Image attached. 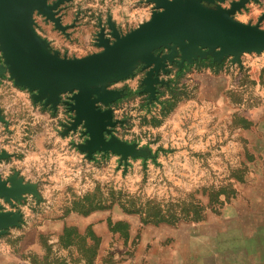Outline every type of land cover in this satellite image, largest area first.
Listing matches in <instances>:
<instances>
[{"label": "rangeland", "instance_id": "rangeland-1", "mask_svg": "<svg viewBox=\"0 0 264 264\" xmlns=\"http://www.w3.org/2000/svg\"><path fill=\"white\" fill-rule=\"evenodd\" d=\"M230 1L225 0L221 5L229 6ZM70 2H64L61 7L65 9ZM263 14L264 0H249L233 17L244 23L259 22L264 29L261 26L264 17L259 21ZM78 19L79 16L74 17L71 23L75 25L70 28L76 26ZM97 31L98 24L95 34ZM37 33L41 36L40 33L46 32L38 27ZM50 47L55 49L51 44ZM208 58H198L197 69L206 70L209 66L212 73L226 74L233 88L230 95L233 114L228 115V121L218 122L217 128L208 126L209 111L205 106L202 108L205 118L199 122L195 118L199 89L206 88L201 97L204 100L213 96L206 85L208 80L198 76L201 71L184 70L179 74L182 89L174 90L178 95L169 90L176 100L180 98L179 102L166 105L160 127H155L160 119L155 116L149 121L153 128H140V120L128 111L124 125L113 131L121 140L137 141L136 146L146 148L151 156L128 157L124 163L110 152H96L92 159H87L82 152L89 167L85 176L71 185V181L59 177L54 180L51 176L7 173L2 162L9 154L0 151L8 154L0 160V176L8 179L16 173L23 183L35 184L36 189V194L24 192L12 204L0 198L1 210L20 214L18 224L6 228L0 235V264H160L162 251L173 246L179 227L235 196V187L243 182L249 164L256 158L254 150L261 145L248 144L243 130L261 129L256 119L257 115L261 119L259 109L264 104V51L242 53L241 65L232 63L231 56L224 57L220 63ZM5 82L30 95L26 88L15 85L7 72L0 75V88ZM66 94L71 95L62 93L57 106L63 115L59 122L62 130L73 116L62 102L67 100L63 99ZM74 134L73 146L77 149L76 144L82 143L86 135ZM63 186H66L65 192L61 190ZM118 191L133 198L136 207L144 205L152 215L159 208L164 216L159 219L153 215L143 223L144 216L123 210L124 199ZM115 228L117 232H113ZM124 230L126 235L120 232Z\"/></svg>", "mask_w": 264, "mask_h": 264}, {"label": "water", "instance_id": "water-1", "mask_svg": "<svg viewBox=\"0 0 264 264\" xmlns=\"http://www.w3.org/2000/svg\"><path fill=\"white\" fill-rule=\"evenodd\" d=\"M67 1L0 0V75L7 72L15 85L30 92L34 102L53 112L61 94L71 93L62 101L73 112L70 123L63 125L64 134L76 133L82 127L79 132L86 138L76 147L87 159L95 152L116 154L124 163L128 157L151 156L146 148L113 133L121 120L113 117L109 104L123 91L109 85L132 77L137 66L141 65V71L146 69L140 84L152 100L156 98V84L166 83L159 73L169 72L167 63L182 67L184 62L190 64L207 56L220 63L231 56L232 63L241 65L242 53L264 51V29L259 22L244 23L233 17L249 0H232L229 6L221 5L225 0H144L151 5L148 19L125 33L110 17L105 24L98 19L94 44L100 50L67 57L37 33L33 19L36 12L67 34L75 23L64 25L58 15L60 5ZM163 48L168 52L162 53ZM0 122H5L1 114ZM7 156L0 152V160ZM24 192L36 194L35 184L23 183L16 173L8 179L0 176V198L12 204ZM19 220L18 212L3 211L0 206V235Z\"/></svg>", "mask_w": 264, "mask_h": 264}, {"label": "crops", "instance_id": "crops-1", "mask_svg": "<svg viewBox=\"0 0 264 264\" xmlns=\"http://www.w3.org/2000/svg\"><path fill=\"white\" fill-rule=\"evenodd\" d=\"M150 12V3L144 0H72L60 12L64 25L79 16L76 26L67 29L68 36L41 17H37L35 29L42 28L46 33H40L41 36L61 54L81 57L100 50L93 40L98 19L105 24L110 17L117 29L125 33L148 19ZM199 60L190 64L184 62L181 71V68H177L179 70L173 69L169 74L161 75L160 79L165 80L168 86L156 84V98L152 100L142 91L139 75L113 82L111 88L123 91V95L112 105L115 117L121 120L115 130L124 125L122 122L127 118L124 115L128 111L140 120V128H153L149 121L155 116L160 118L155 127H160L166 105L179 102L180 98L176 100L170 92L172 89H182L179 74L184 70L190 73L201 71L198 76L208 80L206 85L213 94L207 101L201 98L206 88H200L197 92L199 101L195 102V118L198 122L205 118L202 115L204 106L209 111V127L217 128L218 122L228 121V115L234 111L230 98L233 88L229 86L228 76L212 73L207 68L209 66H206V70H198ZM29 96L26 90L8 82L0 88V112L6 119L5 123H0V151L9 154L8 159L2 162L3 168L7 173L17 171L23 176H51L54 180L59 177L66 182L71 181L69 184L72 185V182L85 176L89 167L84 153L73 146L76 134H64V130L60 129L59 122L63 115L58 108L53 112L49 107L33 103ZM259 111L261 119L257 115L256 120L261 129L243 130V138L248 144L261 145L254 150L256 158L249 164L243 182L235 187V196L202 217L179 227L173 246L168 251H162L160 264H264V104ZM61 190L65 192L66 186Z\"/></svg>", "mask_w": 264, "mask_h": 264}, {"label": "trees", "instance_id": "trees-1", "mask_svg": "<svg viewBox=\"0 0 264 264\" xmlns=\"http://www.w3.org/2000/svg\"><path fill=\"white\" fill-rule=\"evenodd\" d=\"M171 94H173L174 96H177L178 94H177V92L176 91H174V90H172L171 91ZM117 194H119L120 196H121V198H123L124 200L122 201V203H121V207L123 208V210L125 211V212H127V213H130V212H133V213H138V214H140L141 216H144L143 217V219L141 218V221L143 222V223H147L148 221H150V219H148V218H151V216H157L159 219H162V217L164 216V212H163V210L162 209H159V208H156V211L157 212H155L153 215H152V213L150 212V210H146L145 209V206L143 205H138L137 207H136V205L134 204L135 203V201L133 200V198H131L130 196H128V195H125V194H123L121 191H118L117 192ZM125 196V197H124ZM127 204V207L125 206ZM93 208V207H92ZM91 209V208H90ZM158 219V220H159ZM117 225H118V223H116ZM115 224V225H116ZM126 227H127V224H126ZM118 230H117V228H115L114 230H113V232H117ZM123 235H126V232H125V230L124 231H120Z\"/></svg>", "mask_w": 264, "mask_h": 264}, {"label": "flooded vegetation", "instance_id": "flooded-vegetation-1", "mask_svg": "<svg viewBox=\"0 0 264 264\" xmlns=\"http://www.w3.org/2000/svg\"><path fill=\"white\" fill-rule=\"evenodd\" d=\"M51 1H53V0H49V2H51ZM60 9H61V10L59 11L58 15L61 16V13H60V12H62V10H64V7H61V5H60ZM37 17H41L45 22H47V21L45 20V18H44L42 15H40V14H38V13L35 12L34 15H33V19H34V21H35V25H37V21H36ZM165 52H167V51H166V50H163V51H162V53H165ZM176 66H177V63H167L166 67L169 69V72L164 73L163 71L160 70L159 77H161V75L169 74L173 69H177ZM182 69H183V68H181L180 71H181ZM177 70H179V69H177ZM145 71H146V69L143 70V71H141V65H139V66H137L136 69L134 70V74H133L132 77H135L136 75H139V78L141 79V77H143ZM164 81H165V80H164ZM165 82H166V81H165ZM163 85L168 86V83H167V82H166V83H163ZM111 107H113V106H111ZM114 130H115V126H114L113 131H114Z\"/></svg>", "mask_w": 264, "mask_h": 264}, {"label": "built area", "instance_id": "built-area-1", "mask_svg": "<svg viewBox=\"0 0 264 264\" xmlns=\"http://www.w3.org/2000/svg\"><path fill=\"white\" fill-rule=\"evenodd\" d=\"M68 95H70V94H66V95H64V96H63V99H66V98L68 97Z\"/></svg>", "mask_w": 264, "mask_h": 264}]
</instances>
